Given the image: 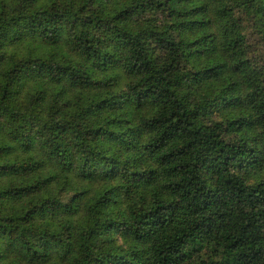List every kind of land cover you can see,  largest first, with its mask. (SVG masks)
Listing matches in <instances>:
<instances>
[{"label":"trees","instance_id":"trees-1","mask_svg":"<svg viewBox=\"0 0 264 264\" xmlns=\"http://www.w3.org/2000/svg\"><path fill=\"white\" fill-rule=\"evenodd\" d=\"M0 264H264V0H0Z\"/></svg>","mask_w":264,"mask_h":264}]
</instances>
